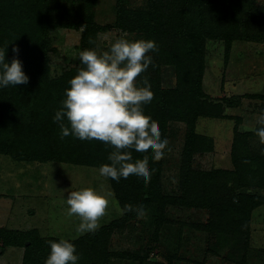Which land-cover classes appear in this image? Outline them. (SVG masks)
I'll use <instances>...</instances> for the list:
<instances>
[{"label": "trees", "instance_id": "trees-1", "mask_svg": "<svg viewBox=\"0 0 264 264\" xmlns=\"http://www.w3.org/2000/svg\"><path fill=\"white\" fill-rule=\"evenodd\" d=\"M59 2L0 0V50H6L8 62L19 59L29 77L26 85L0 89V155L24 163L57 162L99 169L110 163L108 154L112 147L71 135L61 140L60 128L53 120L65 88L70 87L67 81L82 65L51 78L47 54L52 49L49 31L53 28L81 29L82 51L95 49L97 34L110 26H99L88 15L78 23L66 19L61 24L59 18L67 12ZM127 4V0H117L111 27L134 35V39L151 40L158 49V55L150 57L153 62L150 69L156 72L154 78H149V72L140 78L149 82L153 97L150 106L143 110L144 117L159 126L162 139L167 137L170 123H182L186 128L178 189L171 196L163 193L164 157L153 161L150 153L149 169L155 171L147 185L136 179L118 182L107 178L122 215L109 225L71 241L80 256L78 264H106L111 230L142 217L135 211H124L136 210L141 205L144 214L155 207L157 224L167 205L206 210L208 221L195 228L216 238L217 243H229L231 256L242 252L243 259L249 245L251 214L264 205V153H252L247 142L249 137L257 139L264 150V141L255 131L236 132L230 153L231 170H194L190 164L194 154L212 150L211 140L195 132L197 119L224 117L222 104L208 100L201 88L205 43L223 42L226 55L234 41L264 45V5L256 0H145V5L137 8H128ZM14 47L18 53H13ZM161 66L174 67L175 88H161ZM130 155L133 163L145 158ZM49 240L59 239L42 238L35 229L0 230V248H23L22 264H44Z\"/></svg>", "mask_w": 264, "mask_h": 264}, {"label": "rangeland", "instance_id": "rangeland-1", "mask_svg": "<svg viewBox=\"0 0 264 264\" xmlns=\"http://www.w3.org/2000/svg\"><path fill=\"white\" fill-rule=\"evenodd\" d=\"M127 1L128 8L145 5V0ZM256 2L264 5V0ZM116 3L117 0H60L59 5L67 13L59 20L61 24L66 19L78 23L88 15L95 24L110 26L99 32L94 42L96 51L102 52L117 38L135 37L111 27ZM81 32L60 26L49 31L52 49L47 57L51 78L80 65L77 57L81 51ZM204 50L201 88L208 100L222 104L224 117L197 119L195 132L211 140L212 150L194 154L190 167L201 171L231 170L234 135L254 131L258 119L264 115V45L234 41L226 55L223 42L208 40ZM154 74L155 69H149V78H154ZM159 80L161 88H175L174 67L161 66ZM185 137L184 124L168 125V146L161 171L165 195L171 196L178 189ZM247 145L252 153H264L257 139L249 137ZM82 187L93 188L110 201L99 221L100 227L121 217L108 179L100 176L97 168L57 162L24 163L0 155V230L35 229L42 238L70 241L88 234L76 232L79 218L68 215L64 201L66 189L70 192ZM154 208L122 228L111 230L106 246L110 257L106 264H264V205L251 214L249 245L243 259L242 252L231 256L229 243H217L216 238L195 228L208 221L206 210L167 205L157 224ZM0 250V264H22L23 248Z\"/></svg>", "mask_w": 264, "mask_h": 264}, {"label": "clouds", "instance_id": "clouds-1", "mask_svg": "<svg viewBox=\"0 0 264 264\" xmlns=\"http://www.w3.org/2000/svg\"><path fill=\"white\" fill-rule=\"evenodd\" d=\"M18 53L17 48L12 49ZM6 50H0V89L27 84L29 77L22 70V62L13 58L5 60ZM158 49L151 40L115 39L107 50L97 52L84 49L78 53L82 65L67 83L64 98L53 120L60 128V139L71 135L82 141L98 140L111 146L110 163L102 164L99 175L115 181L136 179L145 185L150 182L154 169H149L150 153L153 161L161 160L168 146L167 138H161L156 123L144 117L143 110L150 106L153 97L146 79H140L153 68L151 56ZM254 131L264 141V115ZM145 158L133 163L132 155ZM64 195L69 216L79 218L76 232L83 235L100 227V219L106 214L108 197L89 187H82ZM144 215L138 209H124ZM49 252L44 264H78L80 259L76 246L68 239L47 241Z\"/></svg>", "mask_w": 264, "mask_h": 264}, {"label": "water", "instance_id": "water-1", "mask_svg": "<svg viewBox=\"0 0 264 264\" xmlns=\"http://www.w3.org/2000/svg\"><path fill=\"white\" fill-rule=\"evenodd\" d=\"M26 245H28V243H27ZM0 251H1V250H0Z\"/></svg>", "mask_w": 264, "mask_h": 264}]
</instances>
